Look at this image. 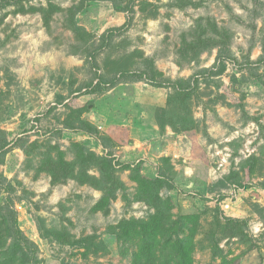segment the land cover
I'll list each match as a JSON object with an SVG mask.
<instances>
[{
	"label": "rangeland",
	"instance_id": "obj_1",
	"mask_svg": "<svg viewBox=\"0 0 264 264\" xmlns=\"http://www.w3.org/2000/svg\"><path fill=\"white\" fill-rule=\"evenodd\" d=\"M78 3L0 0V206L35 245L22 264H131L115 226L157 204L136 172L163 178L192 264H264V0ZM83 106L98 134L65 127ZM13 238L0 217V262Z\"/></svg>",
	"mask_w": 264,
	"mask_h": 264
},
{
	"label": "trees",
	"instance_id": "obj_2",
	"mask_svg": "<svg viewBox=\"0 0 264 264\" xmlns=\"http://www.w3.org/2000/svg\"><path fill=\"white\" fill-rule=\"evenodd\" d=\"M83 1L86 0H79L76 9L82 6ZM49 6L51 8L54 7L52 4H50ZM71 8L72 6H70L68 10H70ZM224 68L225 65L221 62L218 71L222 72ZM99 82L95 84L98 85ZM189 82V80H176L172 82V87L176 90V94L179 95L180 92H184V90L188 88L187 86H189ZM85 106H83L82 109H70L71 112L66 118L65 127L78 128L87 133L98 134L99 132L95 126L81 118V113L87 107ZM8 144L9 141L4 137L3 131L0 130V160H2L5 154L7 153L6 147ZM82 156L83 155L80 154V157ZM57 161H59L61 165L65 163L62 157L60 156V152ZM99 163L101 166L107 169H111L112 165L109 159L105 157L100 158ZM100 176L102 178L105 177L101 174ZM132 177L137 184L136 196L139 199L149 202L151 204L156 202L157 204L155 205V212L149 215L147 221L123 219L120 220L115 226L118 238L126 237L128 241L129 239L133 241L134 249L132 251L131 264H192L191 255L194 250V242L191 236L193 235V228H189L191 234V236L189 235V238L182 237L181 235H179V232L181 229H183V227H179L178 229H174L170 232L168 231L169 229L164 228L165 216L163 210L169 209L170 205H164L161 209L159 206L160 202H162V199L160 198L158 191L159 188L162 186V182H164L163 178L150 179L141 175L138 172L134 173ZM102 178H100L102 182L107 181L106 177L104 179ZM8 186L10 190L13 188L11 182L8 183ZM111 187L113 189L109 188L107 190L108 193H106V196L108 198L114 196V192L118 185L115 187ZM8 206L9 205L7 203L5 206H0V217L2 222L6 224L7 227H9V230L13 233L14 238L12 239L9 248L5 253L6 256H4V260L0 262V264H12L17 257H20L19 264H22L29 260L28 251L30 252V256L33 255V247H35V245L19 229L14 212L10 211L11 213H8ZM2 210L4 211L3 213L1 212ZM8 215H10L9 224L7 223L9 219ZM197 217V215H187L186 220L187 222H189L191 219H197ZM59 238L60 236L58 235L57 239ZM88 239L89 238H83L82 240L77 239L75 240V242H78L82 247L86 249H90L92 245L90 239ZM221 264L226 263L223 262Z\"/></svg>",
	"mask_w": 264,
	"mask_h": 264
}]
</instances>
